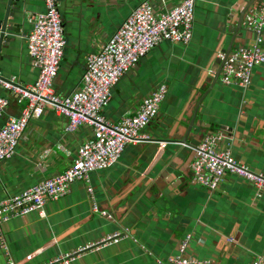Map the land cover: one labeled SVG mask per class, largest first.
Wrapping results in <instances>:
<instances>
[{
    "label": "crops",
    "instance_id": "obj_1",
    "mask_svg": "<svg viewBox=\"0 0 264 264\" xmlns=\"http://www.w3.org/2000/svg\"><path fill=\"white\" fill-rule=\"evenodd\" d=\"M144 1L159 13L180 0H57L66 39L53 80L57 94L68 96L81 86L86 56ZM248 1L195 0L191 41L160 42L122 76L102 111L111 123L134 115L158 86L167 89L158 114L143 130L147 139L127 145L116 163L89 173L87 182H73L64 197L45 203L40 213L3 222L0 264L45 263L113 233H119L118 241L70 264L166 263L179 254L185 237L183 255L207 264L264 259V190L229 174L208 190L192 183L190 173L193 149L204 136L217 135L218 149L264 175V66L252 69L246 87L220 81V60L231 43V52L264 49V28L256 33L245 25L246 14L260 0L240 20ZM13 3L10 21L16 31L0 36V80L28 86L38 71L25 39L29 17L43 12V0ZM7 4L0 0V18ZM0 97L7 101L1 127L19 116L25 101L1 85ZM66 124L49 108L29 121L11 157L0 162V202L71 166L92 129L81 125L68 133Z\"/></svg>",
    "mask_w": 264,
    "mask_h": 264
},
{
    "label": "built area",
    "instance_id": "obj_2",
    "mask_svg": "<svg viewBox=\"0 0 264 264\" xmlns=\"http://www.w3.org/2000/svg\"><path fill=\"white\" fill-rule=\"evenodd\" d=\"M194 9L195 0H180L159 13L147 1L141 2L104 45L86 56L81 86L68 96H61L55 92L53 80L60 67L66 39L57 0H43V12L29 17L31 28L25 39L31 64L38 71L36 81L19 86L13 81L0 80L3 88L11 90L19 101H25L19 116L8 118L0 127V162L11 157L29 121L40 117L47 108L67 119L66 132L87 125L92 135L78 147L73 163L63 173L1 201L0 225L13 217L40 213L45 203L64 197L73 182H87L89 173L116 163L127 145L147 139L143 130L159 112L167 93L165 85L143 98L134 115L123 116L115 123L109 122L102 111L110 101L112 87L160 42L187 44L191 41ZM245 25L256 33L264 28V0L248 11ZM256 66H264V49L259 46L236 49L223 63L220 81L224 85L246 87ZM6 105V99L0 97V117ZM218 141L219 136L206 135L193 149L192 183L215 190L229 174L264 190V175L236 162L227 150L218 149ZM88 193L91 195L90 189ZM101 214L107 216L105 212ZM119 238V233H113L41 264H70L85 252L97 250ZM188 239L180 241L177 256L159 264H207L183 255ZM251 264H264V259L256 258Z\"/></svg>",
    "mask_w": 264,
    "mask_h": 264
},
{
    "label": "water",
    "instance_id": "obj_3",
    "mask_svg": "<svg viewBox=\"0 0 264 264\" xmlns=\"http://www.w3.org/2000/svg\"><path fill=\"white\" fill-rule=\"evenodd\" d=\"M254 0H249L247 2V5H245L242 9V12L240 13V20L244 17L246 14L247 9L250 7V5L253 3ZM13 3V0H8V4L5 7L4 13L0 18V36L6 32H15L16 31V24L10 21V17L13 15V8L11 7V4ZM13 6H15V2L13 3ZM232 43L227 47L226 50L223 51V57L220 60L221 66L223 65L226 57L231 52ZM219 75H217L218 77ZM216 77V78H217Z\"/></svg>",
    "mask_w": 264,
    "mask_h": 264
}]
</instances>
